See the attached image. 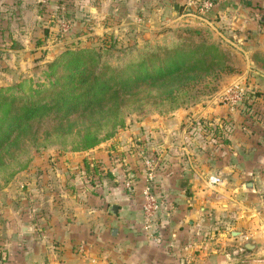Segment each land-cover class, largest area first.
Returning <instances> with one entry per match:
<instances>
[{
  "label": "crops",
  "instance_id": "crops-1",
  "mask_svg": "<svg viewBox=\"0 0 264 264\" xmlns=\"http://www.w3.org/2000/svg\"><path fill=\"white\" fill-rule=\"evenodd\" d=\"M187 1L0 0L5 27L1 51L4 47L8 52L37 51L35 41L44 38L46 28L48 37L57 36L60 23L47 21L49 16L39 10L61 3L68 13L65 35L133 34L147 23L165 31L196 30L239 60L243 73L238 84L259 95L254 98L252 118L242 107L205 110L209 121H231L223 125L225 132H231L228 143L214 145V139L205 137L204 143L180 138L172 146L161 145L162 167L152 172L151 181L143 163L140 168L131 164L134 168L126 183L130 189L116 180L108 190L96 182L84 189L75 185L74 176L51 195L37 186L20 185L18 196H28L30 203L19 205L13 221H0L6 235L1 240L0 264H233L240 254L239 246L231 248L234 244L254 251L244 243L245 210L238 203L237 188L227 186L222 178L264 177V124L260 122L264 118V0H210L214 8L205 20L184 15ZM39 42L48 44V40ZM196 148L201 152L195 153ZM209 176L222 177L225 183L211 186ZM245 185L244 194L255 191L254 187L246 191ZM147 187L159 204L148 229L142 210V191ZM9 241L13 246L8 251Z\"/></svg>",
  "mask_w": 264,
  "mask_h": 264
},
{
  "label": "rangeland",
  "instance_id": "rangeland-1",
  "mask_svg": "<svg viewBox=\"0 0 264 264\" xmlns=\"http://www.w3.org/2000/svg\"><path fill=\"white\" fill-rule=\"evenodd\" d=\"M59 28L57 36L35 41L48 40L50 45L35 44L37 51L8 52L5 47L0 50V138L10 134L8 141L0 147L1 222L5 218L13 221L20 204L29 205L28 196H18L20 185L32 189L37 186L41 192L51 195L66 187L68 178L74 176L75 185L84 189L93 188L96 182L97 186L108 190L115 180L124 188L130 181L127 173L134 168L132 163L140 168L142 163L146 167L145 162L149 161L153 173L162 167L159 162L163 155L161 145L172 146L180 138L204 143L205 137L214 139V145L216 142L225 145L231 132H225L223 125L231 121L222 118L209 121L205 110L224 105L221 103L223 95L234 87L245 90L248 96L255 94L254 90H246L238 84L243 73L239 60L229 52L214 53L213 58L196 64L198 68L194 74L183 73L162 82L150 81L133 94H121L111 104L83 112L88 98L78 96L83 92L81 90L73 97L77 99L75 103H82L76 113L66 115L52 109L30 121L18 119L16 112L11 110L13 107L30 103L36 107L44 104L50 107L57 102L58 98L52 94L64 86L54 82L61 70L55 66L59 61L77 55L81 50L97 54L101 47L112 52L104 53L105 56L115 57L121 54L119 50L134 44L140 46L144 41L156 44L165 32L153 23L144 24L133 34L117 32L90 37L81 33L80 37L76 33L65 35L67 32H62L61 24ZM175 39L194 47L184 50L187 52L182 54L187 55L195 54L193 51L197 46L204 50L209 45H216L204 35L183 31L176 33ZM0 44L4 43L0 41ZM51 65L54 68H50ZM240 105L244 108L245 104L238 107ZM238 107L233 111H238ZM260 122L264 124V118ZM96 141L100 142L89 150L79 151L85 142ZM198 151L201 152V148H196L195 153ZM222 179L227 186L237 188L238 203L245 210L244 243L254 247L249 253L242 249L243 244L231 246L240 248L233 264H264V177L246 176L236 180L227 175ZM243 184H252L255 191L244 194ZM1 206L7 208L1 209ZM3 231L0 225V256L4 252L1 240L6 237ZM12 246V242H6L8 251Z\"/></svg>",
  "mask_w": 264,
  "mask_h": 264
},
{
  "label": "trees",
  "instance_id": "trees-1",
  "mask_svg": "<svg viewBox=\"0 0 264 264\" xmlns=\"http://www.w3.org/2000/svg\"><path fill=\"white\" fill-rule=\"evenodd\" d=\"M210 1V0H209ZM201 2V1H200ZM61 3L53 6L41 7L39 13L47 15V19L52 22L60 24H68V13L64 8H61ZM68 6V5H66ZM3 20H0V36L3 35L2 29ZM178 29L165 31L160 40L156 44L149 41H144L142 45L136 44L119 50L120 55L113 57V55L105 56L104 53H112L109 48L101 47L96 53L91 55V51L81 50L77 51V55L70 56L65 60H61L56 67L61 70L58 72L54 79L55 83H62L64 86L53 92V97L58 98L50 107L45 104L42 106L24 105L23 107H13L11 109L16 112V117L25 121H30L36 116L48 113L50 110L55 109L67 115L68 112L76 113L79 109L78 103H75V94L78 91L83 92L78 95L79 97L85 96L88 98L84 102L83 112L98 108L102 105L111 104L113 101L118 100L121 94H133L139 90L140 87L146 85L148 82H162L170 77L178 76L183 73L194 74L196 72V64L201 65L202 60L213 58L214 53H226L217 45H209L204 50L201 47H195V54H185L188 49L194 48L190 44L187 45L182 40L175 39ZM181 31L187 34H197L198 31L190 28H182ZM48 28L44 30V38L48 37ZM173 36V37H172ZM37 42V45H40ZM187 50V51H184ZM185 52L184 54H182ZM89 53V55H88ZM198 60V63H193ZM201 61V62H200ZM119 62V63H115ZM193 62V63H192ZM50 68H54L51 65ZM198 68V67H197ZM196 69V70H195ZM53 82V83H54ZM258 94L250 96L251 104L244 105V112L248 118H252L254 114V98H258ZM264 101V99H263ZM10 134L6 137L0 138V147L9 139ZM100 141L85 142L79 151L89 150ZM129 178V174L127 173ZM246 251H249L246 248Z\"/></svg>",
  "mask_w": 264,
  "mask_h": 264
},
{
  "label": "built area",
  "instance_id": "built-area-1",
  "mask_svg": "<svg viewBox=\"0 0 264 264\" xmlns=\"http://www.w3.org/2000/svg\"><path fill=\"white\" fill-rule=\"evenodd\" d=\"M213 8L214 3L209 0H204L201 2L196 0H188L184 7V10L187 12L184 15L197 20H205ZM61 27L62 32L66 33L68 26L61 24ZM250 99V96L246 95L245 90L243 91L240 88L234 87L232 89H228V91L223 95L221 103L227 105L229 107L228 109L234 110V108L238 107V105L241 103H249ZM240 107L242 106L240 105ZM145 164L148 172H150L148 175V181H151L153 179L152 171L150 170L151 164L149 161L145 162ZM207 182L211 186H220L223 184L219 176H209ZM126 189H130V186L126 185ZM142 210L145 227L148 229L153 224L155 215L159 210V204L157 203L154 194L151 193L148 187L144 188L142 191Z\"/></svg>",
  "mask_w": 264,
  "mask_h": 264
},
{
  "label": "water",
  "instance_id": "water-1",
  "mask_svg": "<svg viewBox=\"0 0 264 264\" xmlns=\"http://www.w3.org/2000/svg\"><path fill=\"white\" fill-rule=\"evenodd\" d=\"M245 190L246 191H252L253 190V185L252 184H246L245 185ZM116 207L114 206V207H112V211L115 213V211H116Z\"/></svg>",
  "mask_w": 264,
  "mask_h": 264
}]
</instances>
